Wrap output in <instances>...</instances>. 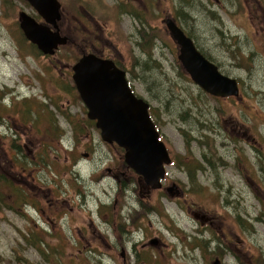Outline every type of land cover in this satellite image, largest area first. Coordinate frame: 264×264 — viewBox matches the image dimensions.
Returning a JSON list of instances; mask_svg holds the SVG:
<instances>
[{"label": "rangeland", "instance_id": "obj_1", "mask_svg": "<svg viewBox=\"0 0 264 264\" xmlns=\"http://www.w3.org/2000/svg\"><path fill=\"white\" fill-rule=\"evenodd\" d=\"M59 1L57 28L71 41L43 55L18 13L41 17L25 0H0V264H211L215 254L223 264H264V0H151L152 19L135 1ZM84 7L100 20L107 58L148 102L172 160L148 195L72 81L81 55L70 22ZM168 14L238 82L237 96L194 84L159 23ZM8 177L22 189H9ZM131 187L139 193L128 199ZM199 215L222 231H204Z\"/></svg>", "mask_w": 264, "mask_h": 264}, {"label": "water", "instance_id": "obj_2", "mask_svg": "<svg viewBox=\"0 0 264 264\" xmlns=\"http://www.w3.org/2000/svg\"><path fill=\"white\" fill-rule=\"evenodd\" d=\"M25 1L54 30L24 11L18 13L19 28L42 54H54L67 42V37L59 33L56 24L60 19V3L57 0ZM164 24L178 47V60L194 84L215 97L239 94L237 81L222 74L213 62L206 59L192 39L185 36L170 18ZM72 71L75 88L87 108L86 115L95 120L101 139L124 150L126 166L142 177L146 186L160 188L165 166L171 160L149 115L148 102L134 94L125 70L112 60L89 53L74 63ZM172 190L175 185L168 188V191ZM217 263L214 261L213 264Z\"/></svg>", "mask_w": 264, "mask_h": 264}, {"label": "flooded vegetation", "instance_id": "obj_3", "mask_svg": "<svg viewBox=\"0 0 264 264\" xmlns=\"http://www.w3.org/2000/svg\"><path fill=\"white\" fill-rule=\"evenodd\" d=\"M59 3H60V20L62 18V12H63V9H62V5H61V2L59 0H57ZM124 1V3H126V1H135L137 2L138 4L137 5H140V7H143L147 12H148V19H152V15L150 13V6L152 5L151 3V0H122ZM215 1V4L216 5H220V1L219 0H214ZM259 1V0H258ZM27 2V1H26ZM140 3V4H139ZM232 5L230 6L231 9L230 10H234V6H235V3L233 1H231ZM261 4H260V1H259V4H258V7H260ZM226 10V9H225ZM82 14L83 16L80 18L78 16H73L72 17V22H70L71 24V27H72V30L75 32V34L73 36H71L74 40H77L75 41V43L73 44V46H77L79 51H80V55H84V54H87V53H93L95 54L96 56L98 57H101V58H105V59H109L107 58V55H105V53L103 52V49L104 47L105 48H108L110 45V43L108 41H106L105 39H101V34L103 33L102 30H101V24L98 23V20L99 18H97V16L93 13H91L89 10H87L85 7L84 9L82 10ZM31 16V15H30ZM39 16V15H38ZM71 16V15H70ZM37 22L39 23H43L47 26H49L52 30H54V28L52 27L51 24H48V23H45V21L42 19V21H38L35 17H33ZM167 18H170L177 27H179L182 32L184 33L185 36L191 38V36L184 30V28L182 27L181 23L178 21L177 17L175 16H172L170 14L166 15L165 17L163 16L162 18H160V25L162 26V29L163 30H167L165 24H164V21L167 19ZM98 19V20H97ZM264 20V16L261 18ZM60 20L56 21V24L60 23ZM100 21V20H99ZM92 23L94 24V27H96V30H99L98 31V34H94L96 33L97 31H93L92 30ZM164 24V26H163ZM58 30H60V27L57 28ZM79 29H81L83 31V37L82 38H78L79 36ZM168 31V30H167ZM59 33L61 35H63V33L61 31H59ZM169 33V32H168ZM170 36V35H169ZM67 37V36H66ZM93 38V39H92ZM192 39V38H191ZM81 40V42L79 43V41ZM71 41V39L69 37H67V42L66 44ZM193 41V44L195 45V47L197 48L194 40L192 39ZM71 43V42H70ZM72 44V43H71ZM203 55V54H202ZM204 56V55H203ZM80 57V56H79ZM205 57V56H204ZM206 58V57H205ZM111 59V58H110ZM208 59V58H206ZM209 60V59H208ZM211 61V60H209ZM114 63L118 66V64L114 61ZM172 161V160H171ZM142 188V187H141ZM140 188V192H143L145 193V195L149 194L150 192H152V189L150 187H144L143 186V190H141ZM131 189L132 191V194H129L127 193V189H125L124 191L126 192L127 194V198L128 199H133L134 197H136V195L139 193L138 191H136V187H131L129 188ZM123 193V190L121 191V189H119L118 191V194H122ZM142 194V193H141ZM198 221L200 222V228H202L204 231H209V227L211 225L215 226V228H218L220 229L221 225L220 224H215L214 220H211L209 218H207L206 216H200L197 218ZM112 230H113V233L114 234H117L119 231H120V228L121 226L118 224L116 228H113L111 226ZM106 230H108L106 228ZM222 231V229H220ZM133 231H136V230H133ZM126 235L129 234V229L126 230L125 232ZM118 238H121L120 236V233L118 235ZM204 239V238H202ZM210 239V238H208ZM151 242H154V243H158L157 240H153ZM223 246H225L224 244H217L216 243V247H221L223 248ZM226 249V247H225ZM121 256L124 258V250L122 249V253H121ZM214 260L211 262V264L214 263V261H218L217 264H223L224 261L223 259L221 258V256L219 254H215L214 255ZM226 255H224L223 258H225Z\"/></svg>", "mask_w": 264, "mask_h": 264}, {"label": "trees", "instance_id": "obj_4", "mask_svg": "<svg viewBox=\"0 0 264 264\" xmlns=\"http://www.w3.org/2000/svg\"><path fill=\"white\" fill-rule=\"evenodd\" d=\"M41 158H42V156H41ZM16 163L22 165V164H24V161L21 159V157L18 156L17 157V160H16ZM190 177H193V174L192 173H190ZM5 179L8 181V184L10 185L9 186V189H11V190H13V189H18V190L19 189H22L20 185L14 183L9 177L8 178H5ZM14 186H17L18 188L17 187H14Z\"/></svg>", "mask_w": 264, "mask_h": 264}]
</instances>
